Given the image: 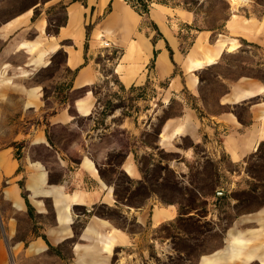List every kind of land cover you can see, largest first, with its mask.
I'll return each mask as SVG.
<instances>
[{
  "label": "rangeland",
  "instance_id": "1",
  "mask_svg": "<svg viewBox=\"0 0 264 264\" xmlns=\"http://www.w3.org/2000/svg\"><path fill=\"white\" fill-rule=\"evenodd\" d=\"M71 1L0 0V152L10 151L18 161L30 156L55 162L45 147L33 145L32 137L41 127L52 145L67 152L72 163H79V133L63 126L50 127L47 119L60 103L70 105L84 90L70 93L73 73L64 67L63 52L47 57L48 65L40 67L34 62L40 48H29L40 35V23L48 35L56 33ZM141 1L149 9L159 4L194 14L195 25L180 30L184 53L198 31L210 33L212 42L222 39L220 35L225 40L231 37L225 25L233 13L264 17V0ZM134 3L139 6L137 0ZM237 40L238 52L226 53L217 66L202 73L199 100L184 93V102L174 98L165 103L162 89L167 83L125 89L106 69V79L94 89L97 102L93 122L76 119L80 129L88 131L93 126L100 130L101 139L92 144L90 152L105 165L100 168L102 178L115 187L121 204L119 208L101 205L95 214L110 219L134 238L132 246L115 251L110 264H202L205 257L226 255L232 235L242 234L249 247L264 239V143L242 162H232L222 152L219 138L198 145L189 138L174 142L170 148L159 145L164 123L183 117L187 105L201 118L221 110L218 100L227 90L223 79L250 75L264 83V48ZM36 88L42 89L43 108L28 107L35 105L28 91ZM184 151L193 155L185 157ZM127 155L138 164L140 180L122 170ZM127 207L137 213L145 209L147 222L139 224L137 218L125 214ZM156 208L175 209V216L154 225L151 215ZM34 259L23 257L11 264H73L69 245L50 248Z\"/></svg>",
  "mask_w": 264,
  "mask_h": 264
},
{
  "label": "crops",
  "instance_id": "2",
  "mask_svg": "<svg viewBox=\"0 0 264 264\" xmlns=\"http://www.w3.org/2000/svg\"><path fill=\"white\" fill-rule=\"evenodd\" d=\"M193 25L195 16L186 9L156 4L143 16L126 0L71 1L65 7V23L54 35L45 33L40 23V35L30 43L33 47L29 46L33 51L37 47L41 50L34 57L35 65L46 67L47 57L63 52L64 67L73 73L70 93L84 90L70 105L60 103L47 119L50 127L63 126L79 133L80 159L78 164L72 163L67 152L52 145L41 127L32 137L33 145L50 151L53 164L30 156L18 161L12 152H0V264H11L12 260L18 263L23 257L31 261L50 248L67 245L73 264H110L118 248L132 246V235L95 214L101 205L119 208L121 204L115 187L102 178L100 168L105 165L90 152L92 144L101 139L100 130L93 126L88 131L80 129L76 119L93 122L97 102L94 89L106 79V69L125 89L167 83L162 100L184 102V93L201 99L202 73L217 66L226 53L238 52L237 38L264 48V17L233 13L225 25L231 37L225 40L220 35L222 39L212 42L210 33L198 31L184 53L180 30ZM103 43L108 47L103 48ZM222 81L227 90L218 100L221 110L201 118L187 105L183 117L164 123L159 139L162 148H170L184 138L196 145L219 138L220 149L232 162H242L260 148L264 143V83L250 75ZM28 94L30 102L35 103L28 107H44L41 88ZM183 153L185 157L193 155L192 151ZM121 168L130 178L141 179L140 168L131 155ZM132 210L127 207L124 212L137 218L139 224L147 222L145 209L140 213ZM174 210L156 208L151 215L153 224L172 219ZM254 261L261 263L258 257Z\"/></svg>",
  "mask_w": 264,
  "mask_h": 264
},
{
  "label": "bare ground",
  "instance_id": "3",
  "mask_svg": "<svg viewBox=\"0 0 264 264\" xmlns=\"http://www.w3.org/2000/svg\"><path fill=\"white\" fill-rule=\"evenodd\" d=\"M232 239L231 246L227 248V257L226 255H215L216 260L206 257L204 258L205 260L203 259V264H239V262L241 264H249L256 257L264 264V242L256 247H249L248 242L243 239L242 234L232 235ZM259 249L262 250L261 253H259ZM241 254L242 258L238 259Z\"/></svg>",
  "mask_w": 264,
  "mask_h": 264
},
{
  "label": "trees",
  "instance_id": "4",
  "mask_svg": "<svg viewBox=\"0 0 264 264\" xmlns=\"http://www.w3.org/2000/svg\"><path fill=\"white\" fill-rule=\"evenodd\" d=\"M77 1H84V0H72V2H77ZM132 7H134L141 15H143V16H145V15H148V13H149V6L147 5V4H144V2H142L141 0H137V2H138V4H139V6L138 5H136L135 3H134V1L135 0H126ZM64 23H65V21H64ZM63 23V24H64ZM62 24V25H63ZM154 28L157 30V28L154 26ZM159 36H160V34L159 33H157ZM88 35H89V29H88ZM157 54V53H156ZM152 65H154V62L152 63ZM116 196H118V194H117V190H116Z\"/></svg>",
  "mask_w": 264,
  "mask_h": 264
},
{
  "label": "built area",
  "instance_id": "5",
  "mask_svg": "<svg viewBox=\"0 0 264 264\" xmlns=\"http://www.w3.org/2000/svg\"><path fill=\"white\" fill-rule=\"evenodd\" d=\"M103 48H107L108 47V44L107 43H103Z\"/></svg>",
  "mask_w": 264,
  "mask_h": 264
}]
</instances>
